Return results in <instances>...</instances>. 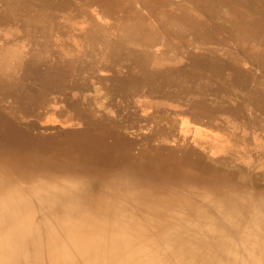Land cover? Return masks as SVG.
I'll return each mask as SVG.
<instances>
[{
	"label": "rangeland",
	"instance_id": "1",
	"mask_svg": "<svg viewBox=\"0 0 264 264\" xmlns=\"http://www.w3.org/2000/svg\"><path fill=\"white\" fill-rule=\"evenodd\" d=\"M262 63L264 0H0V153L5 147L37 155L48 138L66 132L110 134L119 140L115 149L109 157L89 161L84 178L98 177L104 166L110 173L126 169L139 154L160 148L199 156L208 167L202 179L212 177V170L224 187L261 199ZM13 165L0 160V187L44 181L29 175L27 164ZM203 183L198 185L214 198L218 191ZM73 203L71 218L84 222L90 204ZM65 210L36 208L38 230L16 242L8 264L59 262L51 259L49 242L75 227L65 230L60 223ZM143 211L141 205L132 209L130 218L147 227L139 233L127 228L126 239L133 244L144 236L152 239L143 247L154 253L149 263L174 264L179 251L183 264H193L187 246L169 233L171 221L155 228V216ZM163 234L170 237L165 240ZM141 259L136 255L129 262Z\"/></svg>",
	"mask_w": 264,
	"mask_h": 264
},
{
	"label": "bare ground",
	"instance_id": "2",
	"mask_svg": "<svg viewBox=\"0 0 264 264\" xmlns=\"http://www.w3.org/2000/svg\"><path fill=\"white\" fill-rule=\"evenodd\" d=\"M105 135L66 132L60 138H48L45 146L33 156L3 148L1 161H11L20 166L27 164L25 169L28 174L44 181H32L26 187L15 182L0 187V264L11 261L16 242L27 239L38 230L40 220L34 219V214L36 208L45 206L66 209L63 212L66 219L60 223L65 230L69 225L75 226L65 231V237L57 239V242L51 241V238L49 254L51 259L59 260L60 263L57 261L56 264H114L118 259V264H130L129 261L136 255L140 259L142 257L138 264H153L148 259L154 253L144 251L152 239L144 236L133 244L123 234L127 228L130 233H139L141 228L147 227L141 225L140 220H132V209L140 208V205L145 215L155 216V228L166 226L171 221L169 233L177 234V241L187 246L193 264H264V197L250 200L249 196L242 194L241 189L224 187V182L217 175L214 176L212 170H208L212 177L209 175L202 179L201 171H206L208 167L200 161L199 156L192 157L189 153L163 151L160 148L139 154L141 159L135 157L125 165L126 169L113 168L116 171L110 173V169L104 166L98 177L84 178V168L89 167V161L96 157H109L119 142L114 135ZM206 182L210 185H206ZM199 183L217 190V195L208 198L211 191ZM192 193L199 194V197ZM93 199L96 202L92 203ZM76 200H85L90 204L84 222L71 218V211L75 209L73 201ZM185 213L189 217H185ZM103 214L105 217L96 216ZM5 216L9 218L6 224L3 223ZM79 224L84 227H77ZM161 230L162 227L157 236L162 235ZM179 232H184V235L180 237ZM169 235L165 234L163 238L166 240ZM177 235H173L172 239ZM164 241L162 246L166 244L164 247H167L168 243ZM178 253V260L174 264H183L185 255Z\"/></svg>",
	"mask_w": 264,
	"mask_h": 264
}]
</instances>
